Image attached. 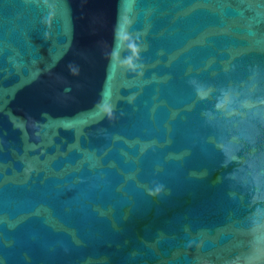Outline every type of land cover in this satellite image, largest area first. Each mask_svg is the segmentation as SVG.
Instances as JSON below:
<instances>
[{
  "label": "water",
  "instance_id": "95a60500",
  "mask_svg": "<svg viewBox=\"0 0 264 264\" xmlns=\"http://www.w3.org/2000/svg\"><path fill=\"white\" fill-rule=\"evenodd\" d=\"M0 264H264V0H0Z\"/></svg>",
  "mask_w": 264,
  "mask_h": 264
}]
</instances>
